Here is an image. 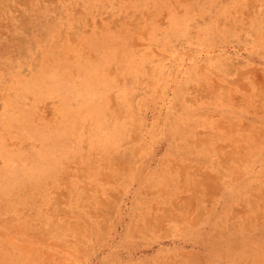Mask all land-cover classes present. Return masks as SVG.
I'll use <instances>...</instances> for the list:
<instances>
[{
    "label": "rangeland",
    "instance_id": "1",
    "mask_svg": "<svg viewBox=\"0 0 264 264\" xmlns=\"http://www.w3.org/2000/svg\"><path fill=\"white\" fill-rule=\"evenodd\" d=\"M0 264H264V0H0Z\"/></svg>",
    "mask_w": 264,
    "mask_h": 264
}]
</instances>
